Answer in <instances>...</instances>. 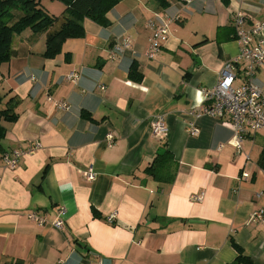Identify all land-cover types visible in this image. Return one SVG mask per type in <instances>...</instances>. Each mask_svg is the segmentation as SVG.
<instances>
[{
  "label": "crops",
  "instance_id": "1",
  "mask_svg": "<svg viewBox=\"0 0 264 264\" xmlns=\"http://www.w3.org/2000/svg\"><path fill=\"white\" fill-rule=\"evenodd\" d=\"M56 3L47 7L61 14L65 6ZM237 9L264 21V0H169L164 8L120 0L107 12L108 25L85 17L83 34L66 39L53 57L44 53L46 33L27 28L14 36L13 54L0 64V264H227L237 255L233 241L264 264V223L248 219L264 207V170L257 166L263 145L247 162L253 142L246 137L238 152L228 142L229 122L194 115L206 103L204 90L239 53L231 25ZM149 19L170 20L153 59L144 55ZM119 34L132 47L111 60ZM235 69L238 85L244 77ZM255 81L263 87L264 79ZM47 94L68 107L57 109ZM156 113L164 137L150 132ZM190 121L196 135L186 131ZM34 142L42 147L4 168V154ZM164 151L172 164L154 177L146 168ZM89 165L92 181L82 174ZM60 205L67 210L62 228L25 215L39 211L53 220Z\"/></svg>",
  "mask_w": 264,
  "mask_h": 264
},
{
  "label": "built area",
  "instance_id": "2",
  "mask_svg": "<svg viewBox=\"0 0 264 264\" xmlns=\"http://www.w3.org/2000/svg\"><path fill=\"white\" fill-rule=\"evenodd\" d=\"M170 20L161 19L160 22L153 19L147 21V28L150 29V38L145 50L148 58L153 59L161 50L165 40L169 37ZM231 25L234 28V38L237 40L240 49L239 53L228 62L224 63L219 70L218 80L212 89H205L204 105L198 108L195 116L202 114L221 118L230 123L233 134L228 142L236 148L238 152L242 149V140L254 135L264 127V89L255 81L256 70L264 69V21H250L245 12L241 9L233 11ZM131 39L128 35H117L110 44L109 54L107 56L113 60L127 49H131ZM240 66V67H238ZM242 72L244 80L241 84H236L237 71ZM68 80L73 82L77 79V73L70 71L67 74ZM47 100L52 102L57 109L63 110L68 104L63 99H54L52 95L47 94ZM150 129L152 134L159 137L165 136L167 127L160 113H156L152 118ZM198 127L192 121L187 123V132L190 135L198 133ZM106 142L110 145L113 141V135L107 133ZM40 142L13 150L10 154H4V168L14 169L21 157L29 155L41 148ZM83 176L86 180L95 179L96 173L92 165H89L84 171ZM243 177H247L245 172ZM202 194V193H201ZM191 195L193 200H201L202 195ZM66 208L60 205L57 210L56 218L48 220L45 214L39 211H29L27 218L35 224H51L53 227L62 228L66 221ZM116 212L113 211L105 216L108 223H114ZM251 222L264 223V207L257 208L251 212Z\"/></svg>",
  "mask_w": 264,
  "mask_h": 264
},
{
  "label": "trees",
  "instance_id": "3",
  "mask_svg": "<svg viewBox=\"0 0 264 264\" xmlns=\"http://www.w3.org/2000/svg\"><path fill=\"white\" fill-rule=\"evenodd\" d=\"M65 6L59 16L50 14L41 7L40 0H0V64L8 61L13 54V38L16 34L29 28L33 33H46L45 55L53 57L61 50V44L68 39L79 37L83 34V19L91 20L108 25L107 12L120 0H59ZM159 7L169 5V0H151ZM228 4L229 0H222ZM129 75L134 80L140 79V73L136 72L134 66L130 67ZM1 98V96H0ZM14 118L9 116V119ZM1 128V134H3ZM257 166L264 170V144L258 153ZM168 151L156 154L146 171L154 177L163 178V169L172 164V157ZM45 170L43 171V173ZM172 174L164 176V179L171 180ZM163 179V180H164ZM237 255L227 264H254L253 259L246 255L243 249L234 241ZM3 264H22L21 260L8 261Z\"/></svg>",
  "mask_w": 264,
  "mask_h": 264
},
{
  "label": "rangeland",
  "instance_id": "4",
  "mask_svg": "<svg viewBox=\"0 0 264 264\" xmlns=\"http://www.w3.org/2000/svg\"><path fill=\"white\" fill-rule=\"evenodd\" d=\"M50 1L51 0H40L41 7H43L46 10L48 9L47 11L50 14H53L55 16H59L60 15V11H61L59 8L57 9L58 12H55L52 8H48V7L50 6V4H52V7H56V6L60 7L59 6L60 3H56V0H53V2H50ZM255 76L260 77V79H264V75L263 74L262 75L256 74ZM263 83H264V81H263ZM263 87H264V85H263ZM246 141L249 142V144H251V142H253V145H254V147L252 149H250V146L248 145L249 146L248 151L245 150L246 157L248 158L247 162H251L252 158L255 160L259 147L264 144V127H262L260 130H258V132L254 135L253 138L252 137L251 138L247 137Z\"/></svg>",
  "mask_w": 264,
  "mask_h": 264
}]
</instances>
